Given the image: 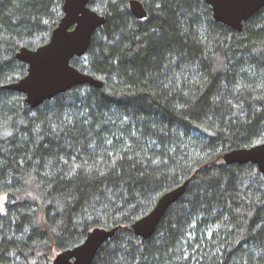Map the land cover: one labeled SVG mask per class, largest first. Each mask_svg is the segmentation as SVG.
<instances>
[{
	"label": "trees",
	"instance_id": "1",
	"mask_svg": "<svg viewBox=\"0 0 264 264\" xmlns=\"http://www.w3.org/2000/svg\"><path fill=\"white\" fill-rule=\"evenodd\" d=\"M90 0L106 16L72 65L104 81L32 108L4 86L65 0H0V264H51L119 226L93 264H264V176L224 154L264 142V8L235 30L206 0ZM189 181L156 232L133 223Z\"/></svg>",
	"mask_w": 264,
	"mask_h": 264
},
{
	"label": "water",
	"instance_id": "2",
	"mask_svg": "<svg viewBox=\"0 0 264 264\" xmlns=\"http://www.w3.org/2000/svg\"><path fill=\"white\" fill-rule=\"evenodd\" d=\"M214 19L235 30L243 31L244 23L264 8V0H206ZM132 15L147 21L149 12L141 0H128ZM64 15L52 32L50 40L35 48L22 47L17 58L28 65L27 74L4 87L25 95V102L32 108L46 100L65 93L76 86L104 87V81L72 65L75 57L86 55L96 31L105 25L106 16L90 5V0H65ZM227 164L253 163L264 176V142L248 148L227 151ZM189 181L160 195L150 212L137 219L132 228L141 238L153 236L166 214L186 192ZM119 226L107 228L92 226L85 240L65 249L54 257L51 264H93L104 243L114 238Z\"/></svg>",
	"mask_w": 264,
	"mask_h": 264
},
{
	"label": "rangeland",
	"instance_id": "3",
	"mask_svg": "<svg viewBox=\"0 0 264 264\" xmlns=\"http://www.w3.org/2000/svg\"><path fill=\"white\" fill-rule=\"evenodd\" d=\"M6 202V196L5 195H1L0 196V210L4 212V204Z\"/></svg>",
	"mask_w": 264,
	"mask_h": 264
}]
</instances>
